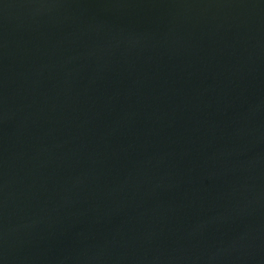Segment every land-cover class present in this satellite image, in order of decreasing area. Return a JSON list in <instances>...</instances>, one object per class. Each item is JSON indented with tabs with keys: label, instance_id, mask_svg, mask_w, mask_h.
I'll list each match as a JSON object with an SVG mask.
<instances>
[{
	"label": "water",
	"instance_id": "obj_1",
	"mask_svg": "<svg viewBox=\"0 0 264 264\" xmlns=\"http://www.w3.org/2000/svg\"><path fill=\"white\" fill-rule=\"evenodd\" d=\"M0 264H264V0H0Z\"/></svg>",
	"mask_w": 264,
	"mask_h": 264
}]
</instances>
